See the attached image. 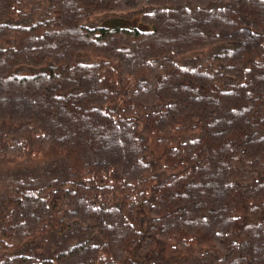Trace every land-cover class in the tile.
Here are the masks:
<instances>
[{
	"label": "trees",
	"instance_id": "16d2710c",
	"mask_svg": "<svg viewBox=\"0 0 264 264\" xmlns=\"http://www.w3.org/2000/svg\"><path fill=\"white\" fill-rule=\"evenodd\" d=\"M0 264H264V0H0Z\"/></svg>",
	"mask_w": 264,
	"mask_h": 264
}]
</instances>
